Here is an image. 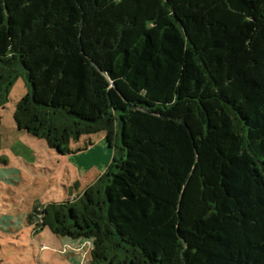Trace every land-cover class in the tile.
Returning a JSON list of instances; mask_svg holds the SVG:
<instances>
[{
	"label": "trees",
	"instance_id": "16d2710c",
	"mask_svg": "<svg viewBox=\"0 0 264 264\" xmlns=\"http://www.w3.org/2000/svg\"><path fill=\"white\" fill-rule=\"evenodd\" d=\"M20 77L19 130L114 151L31 224L92 264H264V0H0V110Z\"/></svg>",
	"mask_w": 264,
	"mask_h": 264
},
{
	"label": "rangeland",
	"instance_id": "374dc122",
	"mask_svg": "<svg viewBox=\"0 0 264 264\" xmlns=\"http://www.w3.org/2000/svg\"><path fill=\"white\" fill-rule=\"evenodd\" d=\"M27 92L26 80L18 78L0 110V264H92L91 241H67L48 228L40 230L29 215L72 200V193L83 196L105 173L114 151L104 132L72 142V151L80 152L58 156L45 139L19 131L15 112Z\"/></svg>",
	"mask_w": 264,
	"mask_h": 264
},
{
	"label": "crops",
	"instance_id": "0c3cea01",
	"mask_svg": "<svg viewBox=\"0 0 264 264\" xmlns=\"http://www.w3.org/2000/svg\"><path fill=\"white\" fill-rule=\"evenodd\" d=\"M19 130V129H18ZM19 131H21V130H19ZM76 196V193H72V197H75ZM68 241V240H67Z\"/></svg>",
	"mask_w": 264,
	"mask_h": 264
}]
</instances>
